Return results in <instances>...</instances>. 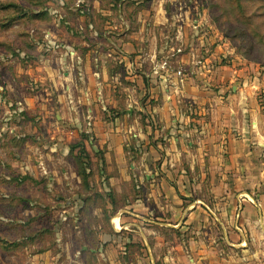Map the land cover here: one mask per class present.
<instances>
[{"label": "crops", "instance_id": "obj_1", "mask_svg": "<svg viewBox=\"0 0 264 264\" xmlns=\"http://www.w3.org/2000/svg\"><path fill=\"white\" fill-rule=\"evenodd\" d=\"M87 1L86 16L76 14L70 25V43L24 66L29 86L20 95L26 112L39 111L40 122L53 116L56 139L77 137L67 152L73 146L77 157L81 152L88 159L83 181L77 170L61 168L58 174L57 166L46 168L48 153H40L45 186L62 183V175L87 183L88 194L103 196L104 210L94 214L106 226L84 227L83 234L98 237L91 246L59 243L54 251L35 250L24 242V264H84L87 253L91 264H141L137 256L123 261L130 257V242H137L146 264H213V254L219 255L216 264H264L241 258L264 251V99L245 83L249 72L223 65L217 46L204 54L206 46L196 37L200 22L189 23L177 11L169 15L163 0ZM189 24L192 38L184 36ZM166 27L168 46L160 32ZM179 36L181 51L173 48ZM58 147L53 140L48 150ZM126 186L133 189L130 197ZM196 187L206 194L190 198ZM149 204L157 211L148 210ZM27 214L23 208L17 222ZM144 220L157 228H144ZM207 220L214 226L200 223ZM77 225L78 234L83 227ZM124 232L134 240H122ZM163 232H170V242ZM0 246L11 255L18 244ZM159 246L161 257L154 254ZM223 247L231 254H223Z\"/></svg>", "mask_w": 264, "mask_h": 264}, {"label": "rangeland", "instance_id": "obj_2", "mask_svg": "<svg viewBox=\"0 0 264 264\" xmlns=\"http://www.w3.org/2000/svg\"><path fill=\"white\" fill-rule=\"evenodd\" d=\"M101 1L110 3L113 0ZM162 3L169 15L170 10L177 11L179 17L183 18L185 15L189 23L198 20L201 32L196 37L202 38L209 53L210 47L217 46V50L223 51L225 55L223 65H233L249 72L251 78L247 79L246 76L245 83L253 87L256 99H264V0H163ZM87 6V0H0V245L18 244L11 255L0 251V262L3 264H24L25 252L19 251V246L24 242L30 246L33 244L35 250L48 247L52 251L57 249L59 243L71 246V249L80 244L94 245L98 237L83 234L84 227L106 226L103 216L97 218L94 214V211L100 213L104 210L103 196L88 194L86 182L85 185L78 184L72 177L65 178V175H62V183L50 184L48 188L45 186L47 178L39 172L37 164L40 153H48L44 159L45 167L57 166L58 174L61 168L67 171L78 170L88 163V159L81 152L77 157L76 147L70 146L72 151L67 152L66 146L76 143L77 137L67 134L56 139V135L52 133L55 126L53 116L49 114L50 116H45L44 122H40L39 111L26 112L23 96L20 95L29 86V80L24 77V66L34 65L39 56H50L59 44L67 42L68 45L71 41L69 37L72 36L70 25L77 21V15L86 16ZM192 27L191 24L188 25L185 37L194 36ZM163 31L167 38L165 44L168 46L169 28L160 29V32ZM182 37L179 36L173 41V48L178 51L184 47ZM220 63L222 65V61ZM53 140L60 142L61 147L51 153L48 147ZM28 169L31 171L28 172ZM48 174L49 172L46 175ZM125 192L127 197L133 195L132 187L126 186ZM205 194L202 188L196 187L191 189L192 196L189 197ZM109 195L115 202V196L111 193ZM77 196L82 197L84 203L78 202ZM114 204L117 206L118 202ZM147 207L153 213L157 211L152 204ZM23 208L28 214L25 215L24 223H18L17 219ZM158 211L163 214L166 210L163 207ZM60 215H64V218ZM73 217H79V220L74 221ZM142 222L140 225L144 228L158 226L152 225L148 220ZM158 222L168 223L160 220ZM200 223L206 228L214 226L208 220ZM74 224H78L77 229L82 226L83 230L77 234ZM11 227L15 229L12 230ZM160 228L163 231L167 227L164 225ZM125 236L132 241L131 235H126L125 232L121 235L122 240H127ZM15 238L19 239L18 242L13 241ZM161 238H168L170 242L172 237L170 232H163ZM129 244L130 257H122L123 261L137 256L143 259L141 264H146L145 255L141 256L138 246H135L137 242ZM161 247L154 252L160 257ZM221 252L231 254V251L224 247ZM216 256L219 255L211 256L213 264H216ZM247 256H251L252 260L260 258L264 263V251L258 252L256 256L245 254L241 258L246 259ZM92 257L91 253L84 254L83 263L91 264ZM60 259L65 263L71 261L68 256H60L58 260ZM186 261L188 262V257ZM202 263L208 264L203 261Z\"/></svg>", "mask_w": 264, "mask_h": 264}, {"label": "trees", "instance_id": "obj_3", "mask_svg": "<svg viewBox=\"0 0 264 264\" xmlns=\"http://www.w3.org/2000/svg\"><path fill=\"white\" fill-rule=\"evenodd\" d=\"M77 172L80 174L82 180L85 181V177H86V175H85L84 172H83V167L80 168V169H78Z\"/></svg>", "mask_w": 264, "mask_h": 264}, {"label": "built area", "instance_id": "obj_4", "mask_svg": "<svg viewBox=\"0 0 264 264\" xmlns=\"http://www.w3.org/2000/svg\"><path fill=\"white\" fill-rule=\"evenodd\" d=\"M178 19V18H177ZM206 50H204V54H206V53H208L209 52V50H208V48L206 47L205 48ZM197 62H199L198 60H197Z\"/></svg>", "mask_w": 264, "mask_h": 264}]
</instances>
